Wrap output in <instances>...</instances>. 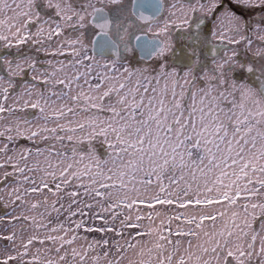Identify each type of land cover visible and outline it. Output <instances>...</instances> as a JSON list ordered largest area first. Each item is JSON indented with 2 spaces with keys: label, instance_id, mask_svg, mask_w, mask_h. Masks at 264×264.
<instances>
[{
  "label": "snow or ice",
  "instance_id": "snow-or-ice-1",
  "mask_svg": "<svg viewBox=\"0 0 264 264\" xmlns=\"http://www.w3.org/2000/svg\"><path fill=\"white\" fill-rule=\"evenodd\" d=\"M0 209V264H264V0H0Z\"/></svg>",
  "mask_w": 264,
  "mask_h": 264
},
{
  "label": "rangeland",
  "instance_id": "rangeland-1",
  "mask_svg": "<svg viewBox=\"0 0 264 264\" xmlns=\"http://www.w3.org/2000/svg\"><path fill=\"white\" fill-rule=\"evenodd\" d=\"M2 212H3V210H2V209H0V213H2ZM97 223H99V221H98ZM94 235H97V236H99L100 234L96 233V234H94Z\"/></svg>",
  "mask_w": 264,
  "mask_h": 264
}]
</instances>
